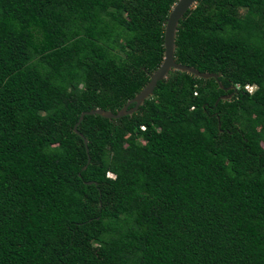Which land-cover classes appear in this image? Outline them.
<instances>
[{
  "label": "trees",
  "instance_id": "obj_1",
  "mask_svg": "<svg viewBox=\"0 0 264 264\" xmlns=\"http://www.w3.org/2000/svg\"><path fill=\"white\" fill-rule=\"evenodd\" d=\"M176 1L0 0V264H264V0L179 21L175 61L217 80L84 116L88 153L73 131L146 86Z\"/></svg>",
  "mask_w": 264,
  "mask_h": 264
},
{
  "label": "water",
  "instance_id": "obj_2",
  "mask_svg": "<svg viewBox=\"0 0 264 264\" xmlns=\"http://www.w3.org/2000/svg\"><path fill=\"white\" fill-rule=\"evenodd\" d=\"M196 2L197 0H177L170 9L168 16L165 20V26H164L163 60L160 66L152 74L149 75V82L146 84V86L133 99L129 100L116 113H112L110 111H105L97 108L86 112H82L80 114L77 123L73 127V131L75 134H77L83 139L86 148V153H88L87 140L77 130V127L83 120L84 116L98 115L106 119H119L124 116H131L137 111V109L143 104V102L152 95L157 82L164 80L170 70L186 73L194 76L195 78H200V79H210V78H214L216 80L218 79L217 74H212L207 72L201 73L192 67L178 64L174 58L175 38H176L178 23L182 19L183 15L188 10L194 7ZM217 83L221 90L227 91L233 89L235 91V88L229 87L225 89L219 81ZM220 99L230 100L231 95L223 96ZM130 105L133 106L130 107ZM85 168L86 167H84L83 169Z\"/></svg>",
  "mask_w": 264,
  "mask_h": 264
},
{
  "label": "clouds",
  "instance_id": "obj_3",
  "mask_svg": "<svg viewBox=\"0 0 264 264\" xmlns=\"http://www.w3.org/2000/svg\"><path fill=\"white\" fill-rule=\"evenodd\" d=\"M244 89H245L247 92L251 93V92L255 89V86H249V85H247V86L244 87ZM235 90H236V88H235ZM109 174H111V176H110ZM106 177H107V178H112V179H113V178H114V175H113L112 173L108 172L107 175H106Z\"/></svg>",
  "mask_w": 264,
  "mask_h": 264
},
{
  "label": "built area",
  "instance_id": "obj_4",
  "mask_svg": "<svg viewBox=\"0 0 264 264\" xmlns=\"http://www.w3.org/2000/svg\"><path fill=\"white\" fill-rule=\"evenodd\" d=\"M141 129H144L143 127H141ZM111 176V174H109Z\"/></svg>",
  "mask_w": 264,
  "mask_h": 264
}]
</instances>
